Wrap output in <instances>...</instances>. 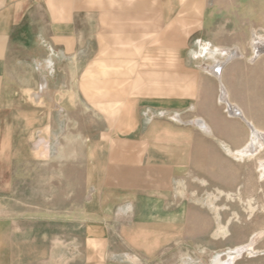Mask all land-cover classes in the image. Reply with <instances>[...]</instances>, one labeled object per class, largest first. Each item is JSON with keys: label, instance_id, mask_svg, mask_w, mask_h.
Segmentation results:
<instances>
[{"label": "crops", "instance_id": "crops-1", "mask_svg": "<svg viewBox=\"0 0 264 264\" xmlns=\"http://www.w3.org/2000/svg\"><path fill=\"white\" fill-rule=\"evenodd\" d=\"M37 16L42 18L35 21ZM37 27L44 34L36 36ZM194 34L201 38L190 57L188 36ZM208 34L210 38L203 39ZM259 35L264 38V0H0V163L44 159L43 150L53 136L52 115L58 112L59 88L54 90L53 82L66 76L81 80L87 111L96 101L91 98L95 87L104 106L100 110L111 117L114 112L115 119L105 117L108 129L99 132V143L110 144L106 167L135 184H84L78 219L82 243L76 248L69 242L75 240L74 232L66 233L67 243L61 247L68 259L81 247L83 264H186V249L180 247L186 239L184 221L171 218L168 194L174 191L175 171L186 164L173 162L180 155L172 149L190 159H208L206 154L213 153L228 160L250 143L252 129L264 134V43H259V55L254 49ZM31 38L49 52V58L39 62L49 69L40 86L27 82L26 72L12 70V51L27 47ZM92 43L97 60L92 59ZM61 58L73 71L59 69ZM94 60L101 71L108 69L106 64L120 73L99 77L94 86ZM192 60L194 66L189 65ZM47 95L52 97L49 108L42 105ZM170 112L178 113L177 120L163 119ZM188 112L194 117L185 122L181 117L187 118ZM82 137L87 141L82 175L90 178L97 151L91 153L90 134ZM6 165L0 175H15ZM105 169L94 174L107 177L111 172ZM141 176L157 178V183L140 187ZM108 191L115 197L153 193L145 198L152 206L150 218L139 219L138 204L128 203L114 207L108 217ZM119 213L134 218L123 225ZM69 221L74 223V216ZM14 223L9 215L0 217V264H17L14 256L26 254L14 249V239L21 235ZM42 236L34 234V239ZM34 247L37 255V243ZM56 250H61L58 243Z\"/></svg>", "mask_w": 264, "mask_h": 264}, {"label": "rangeland", "instance_id": "rangeland-1", "mask_svg": "<svg viewBox=\"0 0 264 264\" xmlns=\"http://www.w3.org/2000/svg\"><path fill=\"white\" fill-rule=\"evenodd\" d=\"M43 13L41 10L42 16ZM42 16L34 17V20H40ZM33 32L36 36L44 34L41 27L35 28ZM200 38V34L188 36V56L191 57L190 54L193 55L198 49L196 41ZM209 38V34L203 37ZM30 41L27 47H17L12 51V70L26 72L27 82L40 86L45 83L41 77L44 78L49 69L39 65V62L48 59L49 52L38 46L36 39L31 38ZM96 52L97 49L92 43V59L96 58ZM195 63L192 60L189 65L194 66ZM97 65L95 60L91 63L94 74L91 82L94 86L100 82L99 77L108 76L114 71L120 73L114 65L103 64L108 66L104 72ZM58 66L62 71L68 68L73 71L72 65L69 67L63 58L59 59ZM53 83L54 90L59 88L58 112H53L52 115L53 136L50 147L47 145L43 150L44 159L37 162L27 159L5 161L3 165V162L0 163V167L9 164L11 170L16 172L11 176L0 175V217L9 215L16 222L15 232L21 233L14 239V249L26 251V254L14 256L17 264H83L81 247L74 257L68 259L61 246L67 243L66 233L70 231L74 232L75 240L69 242H74L76 248L82 243L80 238L83 226L78 219L82 216L84 184L91 183L95 186L106 181L108 186L135 185L130 181L126 182L125 177L114 175L115 171L106 167L108 160L105 158L110 144L100 145L99 132L108 129L106 115L110 116L109 120L115 118L114 112L111 117L110 113L100 110L104 106L101 107L98 103L99 89H92V93L96 94L91 98L96 101L91 102V109L87 111V104L79 90L81 80H67L66 76H60ZM51 99L49 95L43 96L42 105L49 108ZM177 116L178 113L170 112L163 119L173 122ZM183 117L181 119L188 122L190 118L193 119L194 113L188 112L187 118ZM84 134L91 136V153L97 151L96 159L91 160L90 178L82 175L83 168L87 165V141L82 137ZM172 153L180 155V159L173 162L186 164L182 171H175L171 180L174 191L168 193L172 206L171 218L184 221L181 230L185 231L186 239L180 247L186 249V264H226L230 255H236V250L241 248H244L241 257L238 256L233 264H264V179L261 178L260 171V162L264 161V148L255 156L244 158H238L235 151L228 160L217 158L213 153L206 154L211 156L208 159L185 158L184 153L175 147ZM202 155L205 154L196 153V156ZM105 168L108 173L111 172L107 177L94 174L104 171ZM140 178L144 179L140 187H150L157 183V178L152 176ZM148 194L153 193L123 192L115 197L114 192L108 191L105 194L107 216L114 215V210L117 209L114 207L128 203L136 206L138 204L136 210L140 212L137 216L139 219H149L147 212L152 206L145 199ZM122 198L125 200L122 201ZM94 210L92 208V213L97 212ZM72 216L75 218L74 223L69 221ZM133 216L119 213L117 220L124 225L123 222L132 221ZM40 233L43 234L42 239L35 240L34 234L39 237ZM36 243L37 255L34 253ZM56 243L61 249L58 254ZM39 249L41 253L38 254ZM72 258L73 263L70 262Z\"/></svg>", "mask_w": 264, "mask_h": 264}, {"label": "bare ground", "instance_id": "bare-ground-1", "mask_svg": "<svg viewBox=\"0 0 264 264\" xmlns=\"http://www.w3.org/2000/svg\"><path fill=\"white\" fill-rule=\"evenodd\" d=\"M263 37V36H262ZM262 37H260V35L259 36H256L255 38H254V49H255V53L257 54V55H259L260 53H262V48L261 47H259V43H261V42H263L264 43V38H262ZM202 46V45H201ZM210 46V45H209ZM259 48H261V49H259ZM200 49V48H199ZM202 49V48H201ZM205 50V49H204ZM211 50V49H210ZM203 51V50H202ZM202 51L200 52L201 54H202ZM219 51V50H218ZM222 52V51H221ZM208 53V52H207ZM228 53V52H227ZM204 54V53H203ZM214 54V53H213ZM221 54H223V53H221ZM225 54V53H224ZM225 55H227V54H225ZM233 55V54H232ZM262 55V54H261ZM238 56V55H237ZM256 56V55H255ZM213 57V59H214V56H212ZM236 58V57H235ZM257 58V57H256ZM234 59V58H233ZM216 60V59H215ZM232 61V60H231ZM217 62V61H216ZM218 63H219V61H218ZM217 63V64H218ZM216 64V63H215ZM225 65V64H224ZM216 68V67H215ZM223 68V67H222ZM211 71V70H210ZM214 73V72H213ZM220 76V75H219ZM219 78V77H218ZM223 89H225V88H223ZM221 95H223V94H221ZM227 96V95H226ZM221 97V96H220ZM230 100V99H229ZM227 101V100H226ZM226 101H225V103H226ZM232 103V102H231ZM233 107H234V105H232ZM227 107H228V105H227ZM228 109V108H227ZM238 109V108H237ZM228 111V110H227ZM239 111V110H238ZM240 112V111H239ZM242 113V112H241ZM230 115V114H229ZM238 116V115H237ZM175 118H177V117H175ZM177 120V119H176ZM244 120V119H243ZM178 121H179V119H178ZM202 123H203V121H202ZM197 124V123H196ZM249 124V123H248ZM203 128V127H202ZM206 131V130H205ZM208 131H210V130H208ZM208 133V132H207ZM252 140L250 141V143L244 148V149H242V150H240V151H238L237 153H236V155H237V157L238 158H244V157H253V156H255L260 150H262L263 148H264V134H262V133H260L259 131H257L256 129H252ZM231 152V151H230ZM232 154V153H231ZM260 171H261V178H263L264 179V161H261L260 162ZM244 248H241V249H237L236 250V255H230V257H229V260L227 261V263L226 264H233L234 263V261L236 260V258L238 257V256H240L241 255V253H242V250H243ZM241 257V256H240ZM239 258V257H238Z\"/></svg>", "mask_w": 264, "mask_h": 264}]
</instances>
